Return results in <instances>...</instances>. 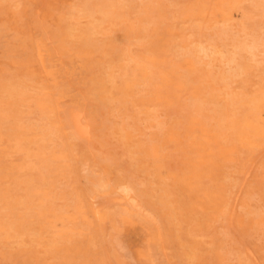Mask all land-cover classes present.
I'll use <instances>...</instances> for the list:
<instances>
[{"label":"rangeland","instance_id":"obj_1","mask_svg":"<svg viewBox=\"0 0 264 264\" xmlns=\"http://www.w3.org/2000/svg\"><path fill=\"white\" fill-rule=\"evenodd\" d=\"M0 264H264V0H0Z\"/></svg>","mask_w":264,"mask_h":264},{"label":"bare ground","instance_id":"obj_2","mask_svg":"<svg viewBox=\"0 0 264 264\" xmlns=\"http://www.w3.org/2000/svg\"><path fill=\"white\" fill-rule=\"evenodd\" d=\"M108 5V4H107ZM202 27V26H201ZM247 49V48H246ZM254 54V53H253ZM261 59V58H260ZM256 60V59H255ZM240 76V75H239ZM222 82V81H221ZM226 82V81H225ZM218 84V83H217ZM228 84V83H227ZM97 105V104H96ZM83 112V111H82ZM66 113V112H65ZM85 113V112H84ZM83 113V114H84ZM65 117H66V114H65ZM68 118V117H67ZM66 118V119H67ZM81 118V117H80ZM80 118H79V116L78 115H76L74 118H73V121H74V124H75V127L77 128V130H78V132H81V133H85L86 132V129H85V127L84 126H82L81 124H79L80 122L79 121H81L80 120ZM86 118V116L84 117V119ZM81 119H83V116H82V118ZM88 119V118H87ZM69 119H67V120H65L66 122L68 121ZM89 120V119H88ZM103 120V119H102ZM111 121V120H110ZM70 122V121H69ZM83 122V121H82ZM86 123H88V121L86 122ZM89 123H91L90 121H89ZM88 123V124H89ZM93 123V122H92ZM111 123V122H110ZM70 124V126L69 127H71V123H69ZM104 124V123H103ZM67 125V124H66ZM105 125V124H104ZM103 126V125H102ZM90 127V126H89ZM105 127V126H104ZM115 128H117V127H115ZM71 131H72V129H71ZM102 132V131H101ZM103 133V132H102ZM111 133V132H110ZM116 133V132H115ZM77 134V133H76ZM105 134V133H104ZM122 134V133H121ZM120 134V135H121ZM77 136V135H76ZM89 136H91V134L89 135ZM88 136V137H89ZM103 136V135H102ZM80 138V137H79ZM86 138V137H85ZM102 139V138H101ZM90 140V139H89ZM98 143V142H97ZM115 148V147H114ZM103 152V151H102ZM253 162V161H252ZM250 166V165H249ZM170 168V167H169ZM241 185V184H240ZM239 185V186H240ZM232 208V207H231ZM230 221V220H229ZM229 224V223H228ZM246 246V245H245ZM252 254V253H251ZM253 256V255H252ZM189 261V260H188Z\"/></svg>","mask_w":264,"mask_h":264}]
</instances>
